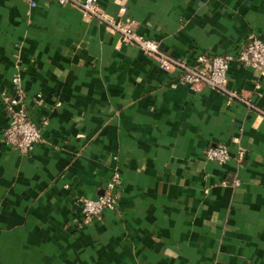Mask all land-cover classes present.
<instances>
[{
	"label": "crops",
	"instance_id": "crops-1",
	"mask_svg": "<svg viewBox=\"0 0 264 264\" xmlns=\"http://www.w3.org/2000/svg\"><path fill=\"white\" fill-rule=\"evenodd\" d=\"M97 4L188 64L264 41V0ZM177 75L77 3L0 0V90L18 77L30 116L37 93L48 114L23 154L3 139L0 101V264H264V75L230 62L229 102L172 87ZM220 142L230 157L205 158ZM114 170L116 205L78 228L77 199Z\"/></svg>",
	"mask_w": 264,
	"mask_h": 264
},
{
	"label": "built area",
	"instance_id": "built-area-1",
	"mask_svg": "<svg viewBox=\"0 0 264 264\" xmlns=\"http://www.w3.org/2000/svg\"><path fill=\"white\" fill-rule=\"evenodd\" d=\"M59 4L77 3L82 12L88 16H97L111 27L124 45H134L147 56L155 57L164 64H173L178 70L177 78L171 83L172 87L179 84L187 85L193 89H200L202 85L228 93V102L235 95L234 91L227 89V70L232 61H237L244 67L256 69L260 75H264V41L254 36L250 41L238 47L234 54H221L214 56L199 55L192 64L182 60H174L163 54L158 43L146 38L135 30L132 20L123 21L121 13L114 18H107L99 9L97 0H57ZM34 6L33 2H30ZM0 101L8 111V123L3 131L4 141L15 147L23 154H29L41 139V127L47 122V109L43 105L40 93L35 96L34 104L43 107L38 121L34 120L26 108L25 96L19 86L18 77L11 79V90H0ZM236 158L241 160L245 154V148L239 143L237 137ZM205 158L218 162H225L229 157V147L226 143H216L204 147ZM120 173L114 170L105 182L103 192L96 196L84 195L77 199L80 204V218L76 223L78 228H83L94 218H100L106 208L114 207L117 203L118 185Z\"/></svg>",
	"mask_w": 264,
	"mask_h": 264
}]
</instances>
